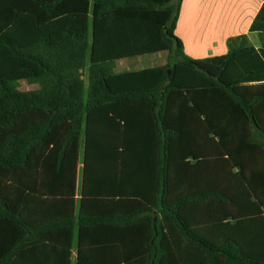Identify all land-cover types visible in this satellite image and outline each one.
<instances>
[{
  "label": "trees",
  "instance_id": "trees-1",
  "mask_svg": "<svg viewBox=\"0 0 264 264\" xmlns=\"http://www.w3.org/2000/svg\"><path fill=\"white\" fill-rule=\"evenodd\" d=\"M28 1L16 4L33 21L96 9L30 44L1 24L0 50L21 62L15 76L0 68V264H40L41 245L65 247L71 264L76 227L77 264H99L100 247L103 264H264V44L243 35L226 55L186 56L183 0ZM128 11L156 19L144 35L159 47L141 56H167L156 84L140 65L120 72L96 29ZM250 31L264 34V6ZM132 37L114 42L122 51ZM41 210L65 235L45 242L25 217Z\"/></svg>",
  "mask_w": 264,
  "mask_h": 264
},
{
  "label": "crops",
  "instance_id": "crops-1",
  "mask_svg": "<svg viewBox=\"0 0 264 264\" xmlns=\"http://www.w3.org/2000/svg\"><path fill=\"white\" fill-rule=\"evenodd\" d=\"M264 6V0H183L180 17L177 24L176 34L182 40L184 44V53L186 56L199 60L206 58H213L217 56H223L230 52L229 41L231 39L238 38L240 36L246 35L251 43V45L259 49L264 44V34L260 35L258 32H251V26L255 19L257 18L259 12ZM157 26L156 19L154 16L141 17L138 12L128 11L120 16L108 15L99 20L97 23V30L100 27L103 30L101 33V38L105 40H111V45L113 49L108 54V57H114L122 63L125 60H133L129 58H139L140 69L137 73H143L145 75L144 79L147 77H152L155 79L154 84L159 80V69L153 64L149 66H144L140 64L141 56L155 53L156 50L153 48V43L148 42L145 38V32L151 28ZM93 27H96L94 22ZM120 33L125 35H136L137 39L132 37V41L129 42L127 48L120 50L118 45L114 42V37ZM164 51V47H161L157 52ZM146 57V56H145ZM135 59V58H134ZM137 64V63H136ZM138 66V64H137ZM120 78L124 79L125 74L120 75ZM122 82V81H121ZM123 83V82H122ZM135 83L138 82L136 81ZM115 91L120 90L119 88H114ZM158 167L153 171L155 178L158 177ZM142 176V175H141ZM81 180H78V189L80 188ZM80 192L78 190L75 197L76 201L80 200ZM26 210L34 212V205H26ZM38 211V210H37ZM42 213L37 214L36 219H34V214H32V219H29V215L25 213L26 220L29 221L28 224L31 227L36 228L37 233L42 236L45 235V242H50L51 239L58 238V235H65V230L52 227L45 222V217ZM79 211V204L76 203V210L74 214L77 215ZM69 211V215H70ZM44 224V226H42ZM71 227V226H70ZM68 226V229H70ZM7 233V231H5ZM85 238L88 239L85 230ZM96 236L98 235L101 239L106 238V228L105 226H100L95 230ZM10 235V230L8 232ZM92 236V234H90ZM83 240L86 242L87 239ZM78 227L74 229V242L72 249L71 264H77L78 257ZM48 244V243H45ZM43 250L40 254L41 263L40 264H65L66 255L65 247L59 249V252L53 248L52 250H47L46 245H41ZM98 256H89V260H99V264H103V260L106 259V253L103 252L102 247L97 251ZM8 253H4L7 256Z\"/></svg>",
  "mask_w": 264,
  "mask_h": 264
},
{
  "label": "rangeland",
  "instance_id": "rangeland-1",
  "mask_svg": "<svg viewBox=\"0 0 264 264\" xmlns=\"http://www.w3.org/2000/svg\"><path fill=\"white\" fill-rule=\"evenodd\" d=\"M17 1L20 3H23V1H25V3L29 4L28 0H11V1L8 0L7 2H3L0 4V13H1L0 27L2 26L1 25L2 23L6 24L8 31L11 30L14 33V34H11L12 39L17 40L21 42L22 44L33 43L39 38V36H41L44 33L46 34L48 33L50 34L52 38L56 39L60 35L61 29L64 25H67L69 23L84 24L86 23V21L92 19L93 13L95 12V9H96L90 3V4H86L76 9V11H74L76 13L72 15H66V17L54 16V18H51V17L41 18L42 16L40 14L34 13L36 19H34L33 21L31 17H26V15L21 12L22 10H26V9L23 6L19 8V6H17L16 4ZM71 1L73 2H65L66 3L65 5L66 6L69 5L72 8H73L72 5H74V7L80 6V4H78L80 2H74L78 0H71ZM4 7H6L5 10L7 11V14L3 16L2 12H3ZM141 12L142 14H144L143 11ZM16 31L18 32V34H16ZM153 39L155 40V35L153 36ZM155 41H156V48H158L159 42L157 41V39ZM4 52H5V49L2 46L0 50V68L2 66L5 71L12 72V73H8L10 76H15L16 70L19 69V66L16 67L15 63L21 62V61L8 58L7 56L5 57L3 55ZM163 54L164 53L157 54L156 56L151 55V56L141 57L140 64L144 66H149L151 64L166 63L167 56ZM138 61H139V58H135L133 60H125V63L123 65H121L122 63L120 62V72L130 70L133 68H138L137 66V64L139 65ZM14 67H16L15 72H13Z\"/></svg>",
  "mask_w": 264,
  "mask_h": 264
},
{
  "label": "water",
  "instance_id": "water-1",
  "mask_svg": "<svg viewBox=\"0 0 264 264\" xmlns=\"http://www.w3.org/2000/svg\"><path fill=\"white\" fill-rule=\"evenodd\" d=\"M155 222H156V218H155V220H154ZM155 229H156V227H155Z\"/></svg>",
  "mask_w": 264,
  "mask_h": 264
}]
</instances>
